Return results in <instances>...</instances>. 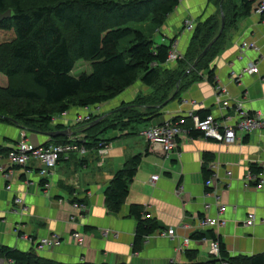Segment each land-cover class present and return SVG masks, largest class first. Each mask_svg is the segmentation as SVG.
<instances>
[{
	"label": "crops",
	"instance_id": "crops-1",
	"mask_svg": "<svg viewBox=\"0 0 264 264\" xmlns=\"http://www.w3.org/2000/svg\"><path fill=\"white\" fill-rule=\"evenodd\" d=\"M251 1L253 7L260 0ZM228 2L235 5L236 24L227 28L209 68L198 72L200 79L189 82L174 100L160 109L146 103L152 98L153 89L137 80L102 105H71L65 113L53 116L47 132L67 131L61 136L66 142L85 136L77 129L80 125L77 121L85 116L105 117L113 122L116 127L104 132L107 136L99 135L107 140L108 155L101 158L91 146L85 154L71 153L62 157L46 180L36 176L35 163L24 168L9 167L11 175L7 181L0 175V246L32 253L52 264H216L217 259L209 253L211 232L229 257L264 254V183L255 187L246 182L251 165L259 169L264 162V131L248 135L237 132L236 141L230 145L206 139L200 133L193 138L190 132L180 139L178 149L168 154L151 146L141 135L147 127L176 119H182L190 127L187 125L191 124L190 113L219 114L221 105L217 103L215 86L226 90L232 105L241 103L251 113H264V83L260 81L264 76V25L252 7L249 15L240 16V0ZM218 5L217 0H180L154 31L158 40H151L156 45H167L169 39L175 38L173 45L184 59L193 37V31L184 29V22L192 21L196 27L210 17L217 18L221 12ZM225 13L230 17L232 9L227 7ZM243 42L253 43L256 48L242 51ZM250 62L258 66L259 75L245 73ZM176 67L177 62L165 63L162 68ZM211 69L215 85L207 76ZM138 100L145 105H137ZM152 108L156 109L154 115L143 116L150 114ZM136 115L149 120L142 123L132 120ZM23 138L36 146L54 143V138L43 133L0 120L1 149L9 150ZM136 155L142 158L129 183L125 202L114 214L106 207L103 192L114 174ZM204 172L213 178L220 203L225 206L222 215L225 224L221 227L198 226L199 220L215 217L217 213L214 199L205 196ZM152 176H157V181L152 182ZM15 199H22L26 211L16 205ZM74 202L86 207L83 214L72 207ZM208 204L210 208L206 209ZM132 205L139 206L143 217L154 219L161 228L145 238L136 252H132L136 228V221L129 216ZM249 213L254 214L255 223L245 227ZM169 229L174 230L173 237L160 235ZM105 232L107 237L103 235ZM74 233H78L79 240L73 237ZM200 235L203 236L197 238ZM51 237L56 238L54 245L41 250L35 247L39 240ZM186 238L190 242L182 250ZM187 250L195 252L193 259L186 258ZM0 264L9 263L0 259Z\"/></svg>",
	"mask_w": 264,
	"mask_h": 264
},
{
	"label": "trees",
	"instance_id": "trees-1",
	"mask_svg": "<svg viewBox=\"0 0 264 264\" xmlns=\"http://www.w3.org/2000/svg\"><path fill=\"white\" fill-rule=\"evenodd\" d=\"M228 1L217 0L225 17L223 31L195 68L184 75L205 46L217 36L220 15L194 27L184 59L177 62L175 69L166 70L162 67L175 38L169 39L167 45H156L150 36L130 25L149 23L154 33L180 0H0V16L8 10L11 12L9 18L0 20V73L4 75L0 78V97L24 102V108L21 104L16 113L5 112L3 107L6 103L0 104V120L14 121L22 129L42 133L47 131L53 116L65 113L69 106L102 105L137 80L153 89L152 98L145 100L146 103H153L160 109L177 98L188 85L199 80L198 72L209 68L211 58L221 48L227 28L233 27L238 17L235 5ZM240 4V16L249 15L253 1L240 0ZM227 7L232 9L230 17L225 13ZM125 39H129L128 46H122ZM81 60L91 63V73L77 78L70 76L75 63ZM18 76L27 77L34 90L18 85L12 87V80ZM207 76L215 85L212 69ZM30 103H41V108H33ZM143 104L138 100L137 105ZM12 105L18 106L17 103ZM150 111L143 116L154 115L156 109ZM140 118L141 115H136L132 120L141 123L149 120ZM97 119L90 118L89 122L77 128L85 135L87 148H96L99 142L106 143L107 140L99 135L116 127L107 118L90 127ZM187 125L191 124L187 122ZM101 128V132L95 133ZM198 134L194 131L190 136L195 138ZM52 142L61 144L66 140L59 137ZM7 151L0 148V154ZM141 158V155H136L126 161L106 186L104 201L112 213L117 214L125 202L129 183ZM250 171L256 174L259 169L251 165ZM209 176L204 172V179ZM129 216L136 221L132 243V252H136L145 238L160 232L161 228L154 219L143 217L144 213L137 205L130 206ZM208 236L219 243L221 260L214 261L216 264L221 261L264 264V254L229 257L219 239L211 232ZM184 254L188 259L196 255L189 250ZM0 259L10 264H52L32 253L7 246H0Z\"/></svg>",
	"mask_w": 264,
	"mask_h": 264
},
{
	"label": "built area",
	"instance_id": "built-area-1",
	"mask_svg": "<svg viewBox=\"0 0 264 264\" xmlns=\"http://www.w3.org/2000/svg\"><path fill=\"white\" fill-rule=\"evenodd\" d=\"M253 12L260 18V23L264 25V0L256 2L252 7ZM184 29L187 31H193L194 25L192 21L184 22ZM255 49L253 43L243 42L241 44L242 51L246 49ZM183 59V55L177 50L173 45L171 51L169 52L166 63H176ZM245 73L249 75H259L258 66L252 62L248 63L245 67ZM260 81L264 83V76L261 77ZM215 95L218 105L219 114L215 115L208 113L202 118L198 115L188 114L191 119V126L186 127L185 121L182 119H176L170 122H166L161 125H153L147 127L141 132L143 138L151 145L159 147L161 151L165 154L176 151L180 144V139L184 135H188L190 132H198L206 139H212L218 143L224 145H230L236 141V133L240 132L243 134L250 133H260L264 131V113L256 112L251 113L241 103L231 104L229 97H226V90L221 86H215ZM221 97L223 99H221ZM97 107V106H95ZM232 113V115L229 114ZM90 121V116H85L77 121V124H84ZM86 140L84 136L72 139L66 143H49L42 146H36L26 139L19 140L15 143L11 149H9L5 155H0V175L7 181L11 175V170L9 167H21L24 168L29 163H35L37 165V174L40 179L46 180L53 169L57 166V163L71 153L76 155H82L86 153ZM98 155L103 158L108 155L109 146L105 142H99L96 146ZM5 161V165L3 164ZM29 173V171L27 172ZM157 176H152L151 181H157ZM246 182L253 183L255 187H261L264 183V162L259 165V172L257 174L248 173ZM46 186V184H45ZM44 186V187H45ZM214 180L211 176L204 180V187L206 188V197H211L214 199L216 204V216L215 217H204L198 222L200 228H212L221 227L225 224L222 215L225 211V206L220 203V197L216 192V187H214ZM7 190L10 189L8 185ZM16 205L22 208V211H26V206L24 205L22 199H15ZM72 207L78 213H84L86 207L82 203L74 202ZM210 205H206V209H209ZM74 220V218H72ZM255 223V216L253 213H249L245 221V227H250ZM174 230L169 229L167 231L161 232L160 235L166 238L173 237ZM105 237L108 233L103 234ZM78 233H74L73 237L80 239ZM117 234H114L116 237ZM56 242L55 237L44 238L36 243V248L46 249ZM190 239L186 238L182 241L181 247L188 245ZM209 253L217 260H221L219 244L217 241L209 240ZM9 263V262H8ZM10 264V263H9ZM220 264H230L227 261H221Z\"/></svg>",
	"mask_w": 264,
	"mask_h": 264
},
{
	"label": "rangeland",
	"instance_id": "rangeland-1",
	"mask_svg": "<svg viewBox=\"0 0 264 264\" xmlns=\"http://www.w3.org/2000/svg\"><path fill=\"white\" fill-rule=\"evenodd\" d=\"M25 6H26V4H25ZM130 26H132V28L134 30L141 31L145 35H148V36L150 35V38H156V36H154V33L152 32L153 28L151 27V25L149 23H146V24H132ZM156 40H158V38H156ZM128 42H129V39L123 40L122 41V46H128ZM90 72H91V68H90V65H89L88 61H78L74 65V68L71 71V75L72 76H79L82 73H90ZM3 76L4 75H2L0 73V78H2ZM17 85L21 86L23 88L29 89V90H34L33 89L34 88L33 84L25 76H18V77H15L12 80L11 86L12 87H16ZM4 103H6L4 105V107H3V110L5 112H7L8 110H10L11 113L19 112L21 104H22V107L24 108V106H23L24 102L19 101V100H9V99L5 98L4 96H1L0 97V104L3 105ZM12 103H17L18 106H13ZM30 105L33 108H41V103H30ZM0 109H1V107H0ZM53 109H56V108H53ZM51 128H53V127H51ZM103 134L107 136V134H105V133H103Z\"/></svg>",
	"mask_w": 264,
	"mask_h": 264
},
{
	"label": "water",
	"instance_id": "water-1",
	"mask_svg": "<svg viewBox=\"0 0 264 264\" xmlns=\"http://www.w3.org/2000/svg\"><path fill=\"white\" fill-rule=\"evenodd\" d=\"M220 7H221V5H220ZM220 10H221V8H220ZM11 16V12L8 10V11H6L4 14H2L1 16H0V20H2V19H7V18H9ZM220 19H221V25H220V29H219V32H218V34H217V36L214 38V39H212L206 46H205V48L202 50V52L198 55V57L195 59V61H194V63H193V65H192V67L188 70V71H186V73H188L192 68H194L195 66H196V64H197V62H198V60L201 58V57H203L205 54H206V52L208 51V49L214 44V42L217 40V38L219 37V35L221 34V32L223 31V29H224V26H225V17H224V15H223V13H222V11L220 12ZM103 118H105V117H99L97 120H95L93 123H91L90 124V127L91 126H93L94 124H96L97 122H99L100 120H102ZM12 123H14V124H16L14 121H11ZM36 133H38V132H36ZM45 136H48V137H50V138H58V137H61V136H63V135H65L66 133H67V131H62V132H42Z\"/></svg>",
	"mask_w": 264,
	"mask_h": 264
}]
</instances>
